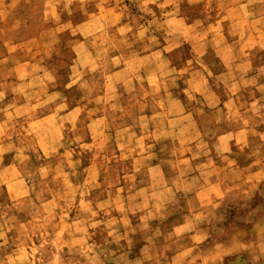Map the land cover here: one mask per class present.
Listing matches in <instances>:
<instances>
[{
	"label": "rangeland",
	"instance_id": "1",
	"mask_svg": "<svg viewBox=\"0 0 264 264\" xmlns=\"http://www.w3.org/2000/svg\"><path fill=\"white\" fill-rule=\"evenodd\" d=\"M0 264H264V0H0Z\"/></svg>",
	"mask_w": 264,
	"mask_h": 264
}]
</instances>
